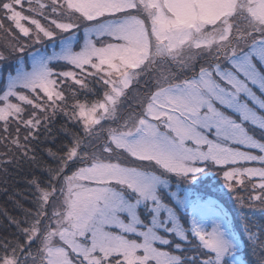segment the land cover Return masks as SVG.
<instances>
[{
	"label": "snow or ice",
	"instance_id": "snow-or-ice-1",
	"mask_svg": "<svg viewBox=\"0 0 264 264\" xmlns=\"http://www.w3.org/2000/svg\"><path fill=\"white\" fill-rule=\"evenodd\" d=\"M0 147V264H264V0H0Z\"/></svg>",
	"mask_w": 264,
	"mask_h": 264
},
{
	"label": "trees",
	"instance_id": "trees-1",
	"mask_svg": "<svg viewBox=\"0 0 264 264\" xmlns=\"http://www.w3.org/2000/svg\"><path fill=\"white\" fill-rule=\"evenodd\" d=\"M44 22L43 20L41 21ZM58 120H61L62 118L57 117ZM43 146V145H42ZM51 147V145H48ZM41 156L44 157V159H47L46 156H44V153H40ZM33 169L28 167L27 165H23L21 168H16L14 165H9L7 167V175L3 172H0V210L7 211L11 216H14L16 218H21L22 213L17 208L14 201H19L20 204L23 205V207L28 208L31 205L27 202L31 199L29 196L30 189L28 188L27 181L32 178L31 173ZM39 175V173H37ZM247 183V181H246ZM7 189V190H5ZM245 193L244 191H242ZM19 193V195H17ZM222 195V194H220ZM26 197L27 199H22L21 197ZM223 196V195H222ZM224 206L227 210H231V207L228 205V203L225 201V197H223ZM233 211V210H232ZM258 212V210H256ZM255 212V211H254ZM243 215V213H242ZM240 212H236V219L239 221V219L242 217ZM257 215V214H255ZM253 215V216H255ZM15 232V228L10 226L7 222V220L4 219L2 215H0V235H11Z\"/></svg>",
	"mask_w": 264,
	"mask_h": 264
},
{
	"label": "rangeland",
	"instance_id": "rangeland-1",
	"mask_svg": "<svg viewBox=\"0 0 264 264\" xmlns=\"http://www.w3.org/2000/svg\"><path fill=\"white\" fill-rule=\"evenodd\" d=\"M25 14H28V13L26 12ZM2 151H3V148L0 147V152H2ZM242 191H244L245 193H243ZM220 194H222L223 197H225V201H226V202L228 203V205L231 207V210L235 211V209H233V207H232V199H230L229 196L225 195V194L223 193V191H221ZM250 194H251V193H250L249 191L241 190V189H239V188L237 189V195H239V196L242 197V198H245V199H246ZM256 210H258V212H257ZM254 211H255V212H254ZM237 213H238V212H237ZM240 214L242 215V213H240ZM255 214H257V215H255ZM243 215H247V216H249L250 218H253V219L259 221V220L261 219V217L264 216V212H262L259 208H253V209H248V210H246V211L243 213ZM243 215H242V216H243ZM253 215H255V216H253Z\"/></svg>",
	"mask_w": 264,
	"mask_h": 264
}]
</instances>
